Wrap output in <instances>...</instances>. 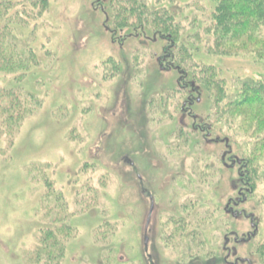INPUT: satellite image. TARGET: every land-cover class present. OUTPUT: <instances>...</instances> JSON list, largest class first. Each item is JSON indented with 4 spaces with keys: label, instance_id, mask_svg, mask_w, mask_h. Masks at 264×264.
Listing matches in <instances>:
<instances>
[{
    "label": "rangeland",
    "instance_id": "1",
    "mask_svg": "<svg viewBox=\"0 0 264 264\" xmlns=\"http://www.w3.org/2000/svg\"><path fill=\"white\" fill-rule=\"evenodd\" d=\"M135 1L172 16L225 100L264 77L252 55L201 51L190 25L200 0ZM110 3L47 0L15 35L37 60L0 69V92L25 103L0 116V264H33L40 229L65 246L61 264H263L264 162L253 187L244 171L257 141L220 117L215 91L200 86L184 110L179 72L157 59L162 41L110 33Z\"/></svg>",
    "mask_w": 264,
    "mask_h": 264
},
{
    "label": "trees",
    "instance_id": "2",
    "mask_svg": "<svg viewBox=\"0 0 264 264\" xmlns=\"http://www.w3.org/2000/svg\"><path fill=\"white\" fill-rule=\"evenodd\" d=\"M11 1H18V4L13 6ZM200 3L203 6H195L192 9L194 12L193 19L190 18V21L192 20L190 25L195 33L193 39L202 44L203 53L223 56L229 52H243L245 55L254 56L255 60L264 62V0H200ZM46 4L47 0H0L1 70L23 73L25 69L22 70L21 67L25 66L28 70L34 64L35 49L20 48L15 35L22 34V22L29 21L28 17H34L36 11L39 12L36 7L44 8ZM111 5L110 17L113 28L109 30L110 33L119 35L121 32H127L125 36H129L128 38L133 36L139 38L146 30L145 33H152L154 41L157 38L162 41V53L157 59L163 68L167 70L173 68L179 72L178 86L182 91L188 92L183 105L184 110L186 107L191 109L200 101L201 87L210 92L215 91L212 97L215 107H219L220 117L228 121L229 127H232L235 133L242 135L250 133L249 137L257 141L250 158L254 163L253 170H247L251 162L244 160L245 180L253 187V179L257 177L255 171H260V164L264 162V77L259 81L245 80L241 84L238 83L240 85L236 90L238 101L229 98L225 100L222 86L224 81L216 80L212 66L202 65L203 67L196 68L192 60V49L185 46L184 41L180 39L181 26L166 10H152L135 0H112ZM13 10L14 15L11 14ZM197 14L201 19L204 18L200 24ZM125 40L124 38L119 43ZM198 51L197 46L194 52ZM15 77H18V74ZM2 89L4 90L0 92V116L1 119L4 116L10 119V114L22 112L25 103L21 104L18 98H12L14 96L11 93L12 88L7 89L9 91ZM236 114H239L238 118ZM199 128L208 137L207 134L210 133L204 129V125L200 124ZM207 140L219 143L209 138ZM221 140L226 142L228 139ZM243 175L241 174L240 178L243 179ZM233 216L236 218V214ZM39 232L41 235L37 236L39 246L30 255L29 261H33V264H61L65 246L49 231L46 232V229H40ZM258 252L262 254L264 264V244L260 246Z\"/></svg>",
    "mask_w": 264,
    "mask_h": 264
},
{
    "label": "water",
    "instance_id": "3",
    "mask_svg": "<svg viewBox=\"0 0 264 264\" xmlns=\"http://www.w3.org/2000/svg\"><path fill=\"white\" fill-rule=\"evenodd\" d=\"M152 210H153V206H152V204H151V207H150V210H149V214H148V217H147V224H148V222H149V219H150V216H151V213H152ZM144 243H145V245H146V243H147V240L145 239L144 240Z\"/></svg>",
    "mask_w": 264,
    "mask_h": 264
}]
</instances>
